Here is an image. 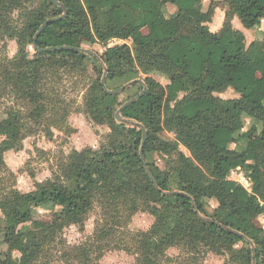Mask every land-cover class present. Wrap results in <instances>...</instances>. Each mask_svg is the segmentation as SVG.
<instances>
[{
	"label": "trees",
	"instance_id": "1",
	"mask_svg": "<svg viewBox=\"0 0 264 264\" xmlns=\"http://www.w3.org/2000/svg\"><path fill=\"white\" fill-rule=\"evenodd\" d=\"M56 1L26 8L25 0H0V39L16 40L19 46L13 63L20 74L13 85L29 104L27 118L39 124L53 116L59 125L68 110L52 93L48 77L59 70L85 72L91 64L96 78L84 111L111 132L98 150H74L55 181L22 193L6 186L4 155L21 146L27 122L13 108L0 117V238L8 247L0 264H49V249L60 232L83 226L95 204L102 212L97 239L69 252L80 261L89 260L102 239L116 238L120 228L144 212L155 218L154 224L129 236L135 242L129 252L138 256V264H168L172 248L202 258L207 253L225 256L231 264H264V229L256 223L264 214V37L247 45L245 34L233 26L235 17L248 30L261 24L264 0H224L228 11L217 32L209 26L216 10L212 2L205 10L201 0ZM167 4L177 8L175 16L165 15ZM65 10L66 18L58 20ZM17 12L22 21H15ZM49 19L54 21L35 47L34 39ZM75 39L105 46L113 40L123 43L107 46L99 61L66 48H83ZM28 44L34 49L30 60ZM52 47L65 48L39 51ZM104 66L108 89L110 82H129L139 74L145 76L144 85L135 82L120 94H109L101 83ZM144 86L145 94L121 112L137 124L118 122L116 112L125 104L120 96L138 87L133 99ZM228 89L239 97L215 96ZM169 93L184 96L172 104ZM244 116L258 127L257 135L241 134ZM144 131V156L156 185L140 155ZM164 132L174 138H163ZM155 155L164 158V169ZM239 167L251 179L250 191L229 180ZM210 200L217 203L211 214ZM46 207L60 210L50 222L36 219ZM13 252L20 254L18 260Z\"/></svg>",
	"mask_w": 264,
	"mask_h": 264
},
{
	"label": "rangeland",
	"instance_id": "2",
	"mask_svg": "<svg viewBox=\"0 0 264 264\" xmlns=\"http://www.w3.org/2000/svg\"><path fill=\"white\" fill-rule=\"evenodd\" d=\"M201 1L205 10L208 9L211 2L216 7L213 20L209 26L213 32L218 31L225 21V15L228 11L227 4L224 0ZM42 2L43 0H25V6L26 8L35 7L41 5ZM164 10L169 15L177 12V8L171 4L165 5ZM14 18L15 21L23 20L20 12H17ZM19 24L21 23L19 22ZM233 26L237 29L239 27L243 28L237 17L233 19ZM243 29L245 30L247 45L264 37V21L252 30ZM73 41L76 45H82L83 48L92 50L99 56L105 51L107 46L113 47L123 43L116 44L111 41L105 46L92 44L84 39H75ZM129 44L132 46L131 43ZM27 52L28 60L32 59L34 49L31 44H28ZM18 53L19 46L16 40L0 39V117H3L10 108H13L25 116L27 122L26 136L21 146L16 150L8 151L4 155L6 164L5 183L8 188H16L22 193H28L36 189L37 183H43L48 180L55 181L56 177L62 174L60 169L68 163L69 156L74 150L82 151L87 148L98 150L111 130L107 125H97L92 122L84 111L85 96L92 81L96 78L93 65L91 64L87 66L85 72L70 73L65 70H59L56 75L50 74L48 77V85L53 90L52 93L60 99L62 105L68 110V116L64 122L55 125V122L52 121L53 116L45 117V120L39 124L27 118L30 112L29 104L13 85L15 78L20 74L16 66L17 63H13ZM144 78V75L139 74L129 82L124 80L110 82L109 90L120 89L134 81L144 85ZM156 79L163 85L168 84L167 79L164 77L158 75ZM138 90V87H134L123 93L120 96V102L126 103ZM183 96L184 94L169 93L168 100L173 104L175 101L182 99ZM215 96L223 99L239 97L232 89L216 93ZM61 116L63 117L62 114ZM257 129L258 127L253 124V120L248 116H244V128L241 134L246 137L255 136L259 133V129L258 131ZM162 137L172 140L174 135L164 132ZM154 161L162 169L165 168V161L162 156L155 155ZM216 207V201L210 200L207 202V211L210 214L214 212ZM59 210L57 207H46L36 213L35 218L50 222ZM101 220V208L98 204H95L83 226L71 225L63 229L58 235L56 243L49 249V264H138V256L129 252V250H134L130 246L135 243L133 238H129V236L139 232H147L154 224L155 218L144 212L134 215L129 224L119 229V232H117L119 234L116 238L113 236L108 240L102 239V243L95 247V253L91 252L90 258L86 262L69 255V252L74 248H83L97 239L99 226L102 224ZM256 222L260 224L259 221ZM23 228L26 229L28 226ZM7 252L8 247L0 238V261ZM12 257L18 260L20 254L13 252ZM167 257L171 260L168 264H231L228 261V257L225 256L207 253L202 258L176 248L169 249Z\"/></svg>",
	"mask_w": 264,
	"mask_h": 264
},
{
	"label": "water",
	"instance_id": "3",
	"mask_svg": "<svg viewBox=\"0 0 264 264\" xmlns=\"http://www.w3.org/2000/svg\"><path fill=\"white\" fill-rule=\"evenodd\" d=\"M52 1H53L55 4H59L56 0H52ZM67 14H68V12H67V10H65V13H64L61 17H59L58 20L65 19L66 16H67ZM52 21H54V19H49V20H47V21L41 26L40 30L38 31V33H37V35H36V37H35V39H34V46H35V47H37L36 42H37V39H38L40 33H41L42 30L45 29V27H47ZM64 48H65V47H52V48H47V49H40L39 51H40V52H43V51H50V50H60V49H64ZM66 48H68V49H76V50H78V51H80V52H84V53H87V54L93 55L95 58H97L99 61H101V57H100L97 53L93 52L92 50H88V49H85V48H72V47H66ZM107 74H108V70H107V68L104 66V73H103V77H102V82H101V83H102V85H103L104 90H105L107 93L112 94V95L119 94V93H121L122 91H124L125 89H127L128 87H130V86H131L132 84H134L135 82H138V81H134V82H131V83L127 84L126 86L120 88V89H117V90H113V91H111V90H109V89L107 88V86H106V77H107ZM146 91H147V88H146V86H144L143 91H142L138 96H136V97L133 98V99H130L129 101H127L125 104H123V105L119 108V110L116 112V120H117L118 122H121V123H123V124H133V125H136V124H137V123L134 122V121L127 120V119L123 118L122 115H121V112H122L126 107H128L129 105H131L132 103H134L135 101H137L138 99H140V98L145 94ZM145 141H146V132L144 131V133H143L142 145H141V148H140V155H141V159H142L144 165L146 166V170H147L148 175L150 176V178H151L153 184L156 185V181H155L153 175L151 174V171H150L149 168L147 167V162H146V159H145V156H144V145H145ZM169 194H170V193H169ZM192 203H193V207H194V209L198 212V209H197V206H196L195 202L193 201ZM208 221H210V222H214V221L211 220V219H209ZM216 224H217V225H220L219 223H216ZM253 258L255 259V248H254V247H253ZM254 264H256V263L254 262Z\"/></svg>",
	"mask_w": 264,
	"mask_h": 264
},
{
	"label": "built area",
	"instance_id": "4",
	"mask_svg": "<svg viewBox=\"0 0 264 264\" xmlns=\"http://www.w3.org/2000/svg\"><path fill=\"white\" fill-rule=\"evenodd\" d=\"M112 42H114L116 44L121 43V41H118V40H113ZM229 180L237 183L238 185H241L242 187H244L248 191H250L252 188L251 179L246 175L244 170L240 167L231 172V174L229 176ZM262 215H263L262 222L264 223V214H262Z\"/></svg>",
	"mask_w": 264,
	"mask_h": 264
},
{
	"label": "crops",
	"instance_id": "5",
	"mask_svg": "<svg viewBox=\"0 0 264 264\" xmlns=\"http://www.w3.org/2000/svg\"><path fill=\"white\" fill-rule=\"evenodd\" d=\"M173 9V8H172ZM163 10H164V8H163ZM175 10V9H174ZM176 12V11H175ZM174 12V13H175ZM164 13H165V15L167 16V17H173V16H175L176 14H177V12L175 13V14H173V15H169V14H167V12L164 10ZM243 27V26H242ZM244 28V27H243ZM243 28H241V27H239L238 29L237 28H235V29H237V30H240V31H242L244 34H245V30L243 29ZM217 29H219V28H217ZM216 29V30H217ZM221 29V28H220ZM219 29V30H220ZM218 30V31H219ZM215 32H217V31H215ZM251 125V124H250ZM230 148L231 149H237L238 147H237V145L236 144H231L230 145ZM214 201V200H213ZM262 219H263V215H260L257 219H256V221H259L260 222V224L259 223H257V225H259L260 227H262V228H264V223L262 222Z\"/></svg>",
	"mask_w": 264,
	"mask_h": 264
}]
</instances>
